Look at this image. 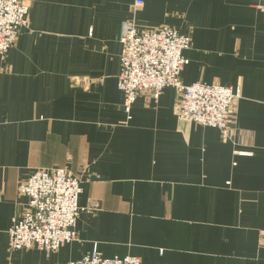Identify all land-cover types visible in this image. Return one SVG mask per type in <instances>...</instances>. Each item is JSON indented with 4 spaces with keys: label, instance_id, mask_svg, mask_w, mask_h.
Segmentation results:
<instances>
[{
    "label": "crops",
    "instance_id": "1",
    "mask_svg": "<svg viewBox=\"0 0 264 264\" xmlns=\"http://www.w3.org/2000/svg\"><path fill=\"white\" fill-rule=\"evenodd\" d=\"M0 55V264H65L96 248L142 264H264V10L261 0H23ZM188 35L184 84L240 88L230 140L179 118L176 91L118 88L123 23ZM245 152L249 154H240ZM79 179L76 239L9 251L36 169Z\"/></svg>",
    "mask_w": 264,
    "mask_h": 264
},
{
    "label": "built area",
    "instance_id": "2",
    "mask_svg": "<svg viewBox=\"0 0 264 264\" xmlns=\"http://www.w3.org/2000/svg\"><path fill=\"white\" fill-rule=\"evenodd\" d=\"M142 1H136L141 5ZM259 9L264 10V0ZM29 6L23 0H0V55L6 57L20 30L26 26ZM118 88L123 93L122 107L129 114L135 99L149 93L157 100L166 87L176 91L177 117L219 130L223 141L230 140L240 88L217 83L184 84L180 73L188 60L183 51L191 39L175 28L162 24L139 29L133 19L123 23ZM240 154H249L239 152ZM18 193L28 198L23 212L12 219L8 229V249L37 247L49 252L76 239L74 229L80 207V181L62 168L36 169L18 185ZM65 264H142L136 256L103 257L94 248L81 258Z\"/></svg>",
    "mask_w": 264,
    "mask_h": 264
}]
</instances>
